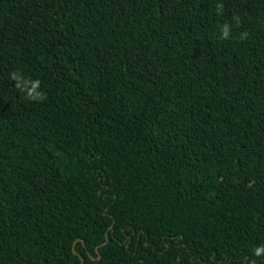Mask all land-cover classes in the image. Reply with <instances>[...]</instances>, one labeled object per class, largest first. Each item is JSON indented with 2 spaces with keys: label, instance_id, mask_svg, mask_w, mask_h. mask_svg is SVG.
<instances>
[{
  "label": "trees",
  "instance_id": "trees-1",
  "mask_svg": "<svg viewBox=\"0 0 264 264\" xmlns=\"http://www.w3.org/2000/svg\"><path fill=\"white\" fill-rule=\"evenodd\" d=\"M258 246L264 0H0V264H264Z\"/></svg>",
  "mask_w": 264,
  "mask_h": 264
},
{
  "label": "clouds",
  "instance_id": "clouds-1",
  "mask_svg": "<svg viewBox=\"0 0 264 264\" xmlns=\"http://www.w3.org/2000/svg\"><path fill=\"white\" fill-rule=\"evenodd\" d=\"M237 23L239 22V17H236ZM222 37L227 39L230 34V26L228 24H224L221 27ZM246 33L241 37V39L246 38ZM13 81H15L16 88L25 94V98L31 101H42L46 99V95L41 92L40 89V81L31 80L25 78L21 73L14 72L10 77ZM255 255L261 256L264 255V246H258L255 249Z\"/></svg>",
  "mask_w": 264,
  "mask_h": 264
},
{
  "label": "water",
  "instance_id": "water-1",
  "mask_svg": "<svg viewBox=\"0 0 264 264\" xmlns=\"http://www.w3.org/2000/svg\"><path fill=\"white\" fill-rule=\"evenodd\" d=\"M73 249H74V246H73Z\"/></svg>",
  "mask_w": 264,
  "mask_h": 264
}]
</instances>
